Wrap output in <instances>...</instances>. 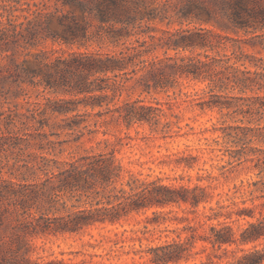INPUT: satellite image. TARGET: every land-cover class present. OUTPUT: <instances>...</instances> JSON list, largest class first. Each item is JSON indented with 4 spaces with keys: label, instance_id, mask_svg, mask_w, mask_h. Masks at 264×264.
Returning a JSON list of instances; mask_svg holds the SVG:
<instances>
[{
    "label": "trees",
    "instance_id": "trees-1",
    "mask_svg": "<svg viewBox=\"0 0 264 264\" xmlns=\"http://www.w3.org/2000/svg\"><path fill=\"white\" fill-rule=\"evenodd\" d=\"M47 40L78 50L54 56L37 48ZM92 44L107 49L79 50ZM185 79L205 82L200 104L224 118L220 174L252 162L256 178L232 191L251 204L208 206L199 213L216 220L208 233L186 225L190 233L149 246L147 259L178 264L202 239L216 258L208 263L264 264V0H0V220L11 216L25 232L0 241V264H42L27 256L26 234L79 232L152 207L206 208L218 179L210 173L205 185L141 178L115 156L119 136L103 140L107 150L67 158L53 152L68 139L50 138L65 131L77 141L111 123H145L164 137L172 121L159 102L122 96L179 89ZM38 87L62 96L31 101L28 89ZM51 116L61 122L50 124ZM232 213L253 219L235 233L226 221Z\"/></svg>",
    "mask_w": 264,
    "mask_h": 264
},
{
    "label": "rangeland",
    "instance_id": "rangeland-1",
    "mask_svg": "<svg viewBox=\"0 0 264 264\" xmlns=\"http://www.w3.org/2000/svg\"><path fill=\"white\" fill-rule=\"evenodd\" d=\"M178 27L177 24L171 28ZM162 28H165L163 25ZM37 48H44L53 55L66 56L69 52L78 50L76 45L67 46L51 42H42ZM105 51V46L98 47L92 44L80 47L79 50ZM34 51V49L32 50ZM205 82L185 79L178 88L167 92L152 91L139 94L133 91L122 98L142 99L146 103L157 105L159 102L167 114V119L172 121L171 128L166 136L151 131L145 123H134L129 128L124 124H101L98 131L93 134L85 133L79 140L74 141V135L65 131L60 136H50L51 139L64 140L57 146L55 152L61 158L78 155L86 151L97 152L107 150L104 139L110 141L115 136L122 138L115 156L120 160L126 170L139 175L141 178H162L165 183L172 184H208L207 175L210 173L218 179L212 182L213 197L206 203V208L200 205L192 211L189 205L176 204L165 207H152L131 212L117 223H96L79 232L65 233H38L26 234L25 241L27 256L42 264L51 260H61L64 264L84 261L86 264H151L147 259L146 249L149 246L160 244L164 241L177 238L178 233H190V229H182L186 225L196 227L195 233H208V224L216 220H206L199 215L200 212L210 213L208 206L218 208L219 204L230 205L229 210L238 207L250 206L240 193L233 194V186L241 182L246 183L256 178V170L251 169L252 162H243L220 174V166L226 164L227 155H222V150L227 146L221 138V122L224 119L217 108L202 106L200 102L207 98L203 92ZM31 101H46L47 98L56 99L62 96L50 91H42L41 87L29 88L28 94ZM170 101V106L166 102ZM20 102L24 101L20 99ZM97 109V108H96ZM95 109V110H96ZM93 112V111H91ZM60 116H51L49 123H60ZM95 118L88 117L90 127ZM234 123L230 119L227 121ZM46 131H50L45 127ZM105 131V133H104ZM217 140V141H216ZM37 151V149H31ZM227 167H230L229 165ZM2 176L11 177L3 170ZM228 193V195L225 194ZM218 193H220L218 195ZM232 196L233 198H228ZM153 211L160 214L155 216ZM259 216L258 210L255 217ZM239 217L232 213L226 221L232 226L235 233L245 227L248 216ZM221 220L223 219L220 218ZM199 221V222H198ZM16 233H25L20 230L15 219L6 216L0 220V241H8ZM264 243V239L260 240ZM202 245L205 249L202 250ZM231 248H235L233 244ZM194 250L198 251L188 260H181L178 264H214L208 263V257L213 261V250L209 243L199 239ZM221 253L220 250L216 251ZM241 252L236 251V255ZM230 258V253H227ZM226 256H223V260Z\"/></svg>",
    "mask_w": 264,
    "mask_h": 264
}]
</instances>
